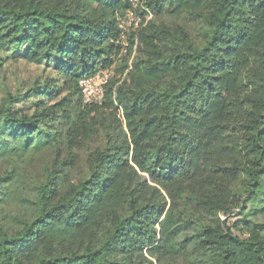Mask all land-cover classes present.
<instances>
[{"label": "trees", "instance_id": "16d2710c", "mask_svg": "<svg viewBox=\"0 0 264 264\" xmlns=\"http://www.w3.org/2000/svg\"><path fill=\"white\" fill-rule=\"evenodd\" d=\"M84 1L0 2V264H264V0Z\"/></svg>", "mask_w": 264, "mask_h": 264}, {"label": "built area", "instance_id": "2783aa9c", "mask_svg": "<svg viewBox=\"0 0 264 264\" xmlns=\"http://www.w3.org/2000/svg\"><path fill=\"white\" fill-rule=\"evenodd\" d=\"M131 7L119 18L118 27L121 29V37L125 38V32L130 29L143 27L151 18L152 13L144 6V0H128ZM123 42V51L125 45ZM111 72L105 69H99L96 73L83 77L79 81L82 100L84 103H100L104 96V87L108 83Z\"/></svg>", "mask_w": 264, "mask_h": 264}, {"label": "rangeland", "instance_id": "374dc122", "mask_svg": "<svg viewBox=\"0 0 264 264\" xmlns=\"http://www.w3.org/2000/svg\"><path fill=\"white\" fill-rule=\"evenodd\" d=\"M18 1L24 4H27L29 2L32 3L40 2V0H18ZM64 1L68 5L70 13L76 15L77 19L81 23L85 24L90 22V23L99 24V23H105L107 20L102 15L96 14L93 8H91L84 0H64ZM0 2H4L5 4H7V3H12L13 0H0ZM16 35L17 34L15 29V23L13 22V20H11V17L5 14H0V46H3L8 43L14 44L13 38ZM62 42H63L62 28H60L54 32L52 48L59 46ZM48 48L49 46L47 45V43L44 40H42L41 44L36 48V52H35V54L37 55L36 57H40L41 55H44L47 52ZM22 69H30V67L22 66ZM107 70L111 72V76H110L111 79V77L114 74V66L112 65L111 67L107 68ZM48 73L52 74V72L50 71ZM124 74L120 76V80L124 79Z\"/></svg>", "mask_w": 264, "mask_h": 264}]
</instances>
